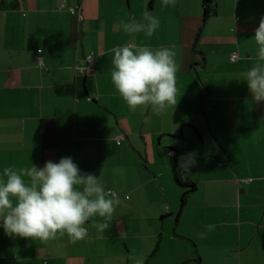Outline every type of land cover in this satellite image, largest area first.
I'll return each instance as SVG.
<instances>
[{
    "label": "crops",
    "instance_id": "crops-1",
    "mask_svg": "<svg viewBox=\"0 0 264 264\" xmlns=\"http://www.w3.org/2000/svg\"><path fill=\"white\" fill-rule=\"evenodd\" d=\"M76 3L82 20L69 10ZM161 5L0 0V179L5 167L70 156L120 201L75 243L0 226V264H264V102L238 78L256 63L264 0H215L209 12L203 0ZM145 12L160 22L152 37L123 31L121 21L145 22ZM128 43L175 52L178 102L160 115L130 110L111 82L110 50ZM91 53L94 71L78 74ZM189 153L197 173H184L198 187L177 217L174 162ZM206 225L215 228L201 239Z\"/></svg>",
    "mask_w": 264,
    "mask_h": 264
},
{
    "label": "clouds",
    "instance_id": "clouds-1",
    "mask_svg": "<svg viewBox=\"0 0 264 264\" xmlns=\"http://www.w3.org/2000/svg\"><path fill=\"white\" fill-rule=\"evenodd\" d=\"M175 4L176 0H162L161 6L175 7ZM143 21H121V26L129 35L143 32L152 37L159 19L145 12ZM254 40L258 45L256 63L238 78L247 82L252 101L259 104L264 102V16L254 30ZM110 51L113 53L111 82L130 110L150 106L160 115L177 104V66L171 48L152 49L128 43ZM195 164V154L189 153L181 157L179 168L184 173ZM3 177L6 179H0V221L3 222L0 226L10 237L46 243L57 234H67L75 243L87 236L88 230L83 225L90 218L96 215L111 218L120 203L114 190L106 191L97 176L82 172L70 156L61 157L59 162L48 160L43 167L32 164L18 171L5 167ZM93 227L103 231L108 225L93 223ZM205 228V232L198 233L201 239L215 225Z\"/></svg>",
    "mask_w": 264,
    "mask_h": 264
},
{
    "label": "trees",
    "instance_id": "trees-1",
    "mask_svg": "<svg viewBox=\"0 0 264 264\" xmlns=\"http://www.w3.org/2000/svg\"><path fill=\"white\" fill-rule=\"evenodd\" d=\"M78 5V7L80 8V10H77L76 12L72 13L69 7V10L72 14H77L78 18L80 20H82L84 18L83 12H82V6L81 3H76L72 6ZM203 6L204 9L209 12V10H213L215 9V0H203ZM207 14V13H206ZM89 55V54H88ZM94 55V54H93ZM85 59V58H84ZM84 63V60H83ZM94 71V70H93ZM92 71V72H93ZM78 73V72H77ZM87 73H91V72H87ZM86 73V74H87ZM79 74V73H78ZM85 75V74H84ZM173 178L175 183L180 186V187H184L187 188L182 196H181V208H180V212L178 213V216H180L181 210L185 207L186 203H187V198L188 195L192 192L195 191L197 189V183H195L194 181L190 180L189 178H187L186 176L183 175V173L181 172L180 168H179V164L177 162H174V169H173Z\"/></svg>",
    "mask_w": 264,
    "mask_h": 264
},
{
    "label": "built area",
    "instance_id": "built-area-1",
    "mask_svg": "<svg viewBox=\"0 0 264 264\" xmlns=\"http://www.w3.org/2000/svg\"><path fill=\"white\" fill-rule=\"evenodd\" d=\"M59 6H63L62 4L59 5ZM70 10L72 13L76 12L77 10H80V8L78 7V5H75V6H71L70 7ZM237 57V54H233L232 55V59L234 60L235 58ZM43 65V62L42 60H40V66ZM94 70V55L93 53L87 55L84 59V63H82L81 65H77L76 66V71L81 74V75H84L86 74L87 72H92ZM118 143L121 142V140H118L117 141ZM253 178H246L245 180H243L244 182H250L252 181Z\"/></svg>",
    "mask_w": 264,
    "mask_h": 264
},
{
    "label": "rangeland",
    "instance_id": "rangeland-1",
    "mask_svg": "<svg viewBox=\"0 0 264 264\" xmlns=\"http://www.w3.org/2000/svg\"><path fill=\"white\" fill-rule=\"evenodd\" d=\"M191 170L193 171V174H195L196 175V173H197V171H196V167L195 166H191ZM182 172V171H181ZM183 173V172H182ZM183 175L185 176V173H183ZM200 185H201V187L203 186V184L200 182ZM224 187H226V188H229V186H224ZM203 188V187H202ZM201 188V191H200V193H202L203 192V189ZM181 189H184V191L187 189V188H184V187H181ZM199 193V194H200ZM189 196V195H188Z\"/></svg>",
    "mask_w": 264,
    "mask_h": 264
}]
</instances>
